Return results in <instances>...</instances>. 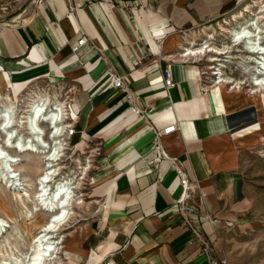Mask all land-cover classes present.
<instances>
[{
  "label": "crops",
  "instance_id": "0c3cea01",
  "mask_svg": "<svg viewBox=\"0 0 264 264\" xmlns=\"http://www.w3.org/2000/svg\"><path fill=\"white\" fill-rule=\"evenodd\" d=\"M109 1L0 0V92L14 96L41 78L73 87L70 144L98 152L88 162L97 212L85 254L69 253L80 258L74 264H206L172 206L179 174L198 185L199 214L188 216L215 246L246 216L234 135L257 124L251 108L226 113L220 91L178 51L188 32L245 0ZM78 31L87 42L80 55L72 50ZM167 65L172 87L163 82ZM108 70L128 77L138 101L111 87Z\"/></svg>",
  "mask_w": 264,
  "mask_h": 264
},
{
  "label": "rangeland",
  "instance_id": "374dc122",
  "mask_svg": "<svg viewBox=\"0 0 264 264\" xmlns=\"http://www.w3.org/2000/svg\"><path fill=\"white\" fill-rule=\"evenodd\" d=\"M251 1L254 0H245L244 4L250 3ZM257 1H261L264 4V0ZM236 11L234 10V12ZM234 12L232 11L231 14H227L222 18L207 23L203 27L200 26L188 32L183 43L189 39L194 41V38L198 43L202 42V39H205L204 32L206 31V33L214 35L212 41L215 46L223 47L226 45L231 47L228 39H224L225 36L220 34L219 25H222L225 20L229 21V18ZM231 24L235 25V22H231ZM231 49V53L218 56V61L214 63L207 61L211 55L210 53L200 60L192 59L191 57H181L180 60L192 63L199 68L201 80L205 86L209 87L211 85L210 87H216L214 82L218 81L217 77L219 75L212 74L214 71L213 68L220 69L221 77H228L241 82L239 88H235L234 90H231L233 85H223L224 92L226 94L233 92L236 105L242 110L248 108L254 109V115L251 120L257 124V127L247 131L241 130L234 135V143L239 155L238 171L245 184L248 199L247 213L241 222V228L225 230L218 237L217 244L211 246V248L213 253H215V257H218L217 255L219 254L226 259V264H264V91L261 90L254 94L251 93L252 85L249 79L252 77V74H248L241 69L242 58L240 57L244 54H242L243 52H234V50L240 49V47H231ZM178 52L180 53V51ZM228 55L235 57L230 59L226 57ZM218 65L222 67H218ZM72 89L73 87L66 80H59L52 83L48 78H41L27 84L16 97L13 95L10 96L16 109V114L21 116L28 102L36 99L38 96H44L46 91L49 92L46 95H49L51 98L55 97L61 102L70 98L72 102ZM2 90L4 92L2 96L3 102H6L4 96L9 93H7L8 90ZM42 126L46 131L48 130L46 124ZM22 130L24 136H26L27 131ZM65 149L63 151L64 155L58 161L60 163L59 166L64 167L61 171L63 173L65 172V174L68 173V169L75 170L78 163L83 165L84 159L89 155H92L89 159L92 160L90 163L93 164L95 156L98 154L95 150L90 152V149L76 151L72 145ZM22 159L19 164L20 168L18 166L20 177L28 183L25 188L28 190L29 195L33 196L36 188V177L41 172L43 166L41 156L35 153H27L22 156ZM79 171L77 169V174H79ZM90 174V172L86 173L84 179L79 180L81 182L80 188L76 190L78 192L76 196L82 195L83 203L73 205L72 210L74 214L55 235L59 239L62 238L61 243L58 245L59 253L57 254V258L55 261L46 262V264H58L57 261L62 264H74L75 262L73 260L78 262L80 258H75L71 254L68 257L66 256L67 252L84 255L85 252L81 248L86 249L89 247L90 240L88 232L97 212V205L93 202L89 191ZM12 188L5 186L4 180L0 182V219H3L7 225L0 234V262L6 259L13 264L14 259L18 258L24 264L31 257L30 239L37 230L35 223L43 222L48 218V214L43 211H33V201L31 199H25L24 205L32 211V216L24 217V207L13 197Z\"/></svg>",
  "mask_w": 264,
  "mask_h": 264
},
{
  "label": "bare ground",
  "instance_id": "6f19581e",
  "mask_svg": "<svg viewBox=\"0 0 264 264\" xmlns=\"http://www.w3.org/2000/svg\"><path fill=\"white\" fill-rule=\"evenodd\" d=\"M262 3L254 0L242 5L238 11L231 15L229 21L225 20L222 25H219L220 34L225 36L224 39H228L231 47H240L234 52H243L242 54H244L240 57L242 58L241 69L252 74L249 79L252 85V94L261 90L264 91V4ZM231 22H235V25ZM204 37L205 39L199 43L194 38V41L189 39L181 44L179 46L180 57L200 60L210 53L207 61L214 63L218 61V56L232 52L229 46H215L212 41L214 35L205 31ZM226 57L233 59L235 56L228 55ZM218 67L222 66L218 65ZM213 70L212 74L219 75L218 81L214 82V85L220 91L225 112L237 111L238 105H236L233 92L226 94L223 85H233L231 90H234L239 88L241 82L228 77H221L219 68H213ZM26 79L28 78L24 79L23 84L28 82ZM2 96L3 93L0 92V98ZM4 98H6V102H3V111L0 109V117L3 113V122L0 121V142H2V146L0 145V182L4 180L5 186L13 187L12 195L24 207V214L21 212L24 217L32 216V211L24 205L25 199L33 201V211H43L48 214V218L43 222L35 223L37 230L30 239L31 257L24 263L46 264V262L55 261L57 258L58 245L62 238L59 239L55 235L74 214L73 205L83 203L82 195L76 196L78 193L76 190L80 188L81 182L79 180L84 179L90 165L89 163L83 165L78 163L75 170L68 169L66 174L61 171L64 167L59 166L58 161L64 155L63 130L66 124L60 122L64 114L63 102L46 94L38 96L28 102L23 114L19 116L16 114L11 96L7 94ZM251 109L254 112V109ZM43 124L47 125V131L42 126ZM22 129L27 131L26 136H24ZM27 153L40 155L43 164L41 172L36 177V188L33 196L29 195L25 188L28 183L22 180L18 170V166L23 160L22 156ZM77 169L80 170L79 174H77ZM5 227H7L5 221L0 219V234ZM69 253L67 252L66 256L69 257ZM74 254L77 253L74 252ZM77 255L79 256V254ZM70 260L72 259L70 258ZM57 263L62 264L59 261ZM0 264L11 263L4 259ZM13 264L22 263L18 258H15Z\"/></svg>",
  "mask_w": 264,
  "mask_h": 264
},
{
  "label": "built area",
  "instance_id": "2783aa9c",
  "mask_svg": "<svg viewBox=\"0 0 264 264\" xmlns=\"http://www.w3.org/2000/svg\"><path fill=\"white\" fill-rule=\"evenodd\" d=\"M102 2L106 5H113L114 3L109 0H102ZM87 44L86 38L82 31H78L77 40L75 45L73 46V52L77 55H80L81 48H83ZM108 82L114 90L124 91L126 93L125 98L131 103L138 101L137 97L131 92L129 89V79L125 74L117 73L111 70L107 71ZM163 82L165 87H172L173 83L170 78L169 73V65L165 67L163 72ZM45 94H49L46 91ZM0 109L3 111V97L0 98ZM64 111L63 117L60 122H65V127L63 130V139H64V147L69 148L70 145V137L75 133V114L71 108V99L68 98L64 100ZM136 112L141 114L140 110L135 109ZM0 121L3 122V113L0 117ZM176 124L171 125L165 129H162L157 132L156 136L166 135L175 131ZM45 139V136H44ZM2 146V142H0ZM157 147H155V157L154 162H158L162 157L163 153L157 151ZM66 150V149H65ZM63 150V151H65ZM61 152V151H60ZM163 154V155H162ZM89 160V156L84 159V163L87 164ZM179 183L181 187V193L179 197L172 201V206L177 209V215L181 218L182 224L186 227L191 233V243L195 242L198 244L200 248V253L206 264H226V259L218 258L213 255L211 250L210 241L203 235L200 228L189 218V214L197 215L199 214V206L202 203L201 195L198 190V185L195 182H190L187 177L180 173L179 174Z\"/></svg>",
  "mask_w": 264,
  "mask_h": 264
}]
</instances>
